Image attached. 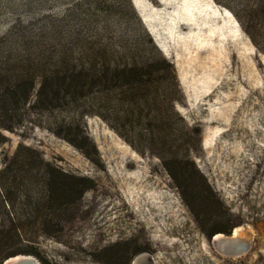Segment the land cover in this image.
Here are the masks:
<instances>
[{
  "label": "rangeland",
  "instance_id": "374dc122",
  "mask_svg": "<svg viewBox=\"0 0 264 264\" xmlns=\"http://www.w3.org/2000/svg\"><path fill=\"white\" fill-rule=\"evenodd\" d=\"M130 6L173 66L174 109L196 134L188 159L221 213L209 217L204 200L196 215L159 158L94 114L92 97L42 106L36 78L23 122L2 132L0 169L23 143L90 187L60 235H40L32 256L40 264H133L140 255L136 264H264V0H0V35L34 31L49 15L85 40L90 25L107 24L102 40L118 43L133 28ZM216 221L231 225L225 239L208 235ZM227 237L233 252L221 247Z\"/></svg>",
  "mask_w": 264,
  "mask_h": 264
},
{
  "label": "trees",
  "instance_id": "16d2710c",
  "mask_svg": "<svg viewBox=\"0 0 264 264\" xmlns=\"http://www.w3.org/2000/svg\"><path fill=\"white\" fill-rule=\"evenodd\" d=\"M130 11L134 19L130 37L118 43L102 40L107 24L90 25L91 40H85L78 28L49 15L34 31L0 35V143L5 140L3 130L12 131L23 122L39 78L36 101L42 106L58 107L92 97L94 114L139 153L159 158L184 189L196 215L194 203L201 208L205 200L203 211L219 217L220 202L188 159L196 134L174 109L178 98L169 91L170 85H176L173 66L131 6ZM88 187L84 178L58 170L37 149L18 143L0 169V211L18 208L21 212L0 216L1 262L17 254L38 256L36 239L40 235L57 238ZM230 231L228 222L219 226L216 221L208 235Z\"/></svg>",
  "mask_w": 264,
  "mask_h": 264
},
{
  "label": "water",
  "instance_id": "95a60500",
  "mask_svg": "<svg viewBox=\"0 0 264 264\" xmlns=\"http://www.w3.org/2000/svg\"><path fill=\"white\" fill-rule=\"evenodd\" d=\"M232 238L227 237V240L221 241V247L228 251V252H233V249L230 248V243ZM0 264H40L38 260L32 256V255H14L10 256L6 259H4Z\"/></svg>",
  "mask_w": 264,
  "mask_h": 264
},
{
  "label": "bare ground",
  "instance_id": "6f19581e",
  "mask_svg": "<svg viewBox=\"0 0 264 264\" xmlns=\"http://www.w3.org/2000/svg\"><path fill=\"white\" fill-rule=\"evenodd\" d=\"M237 232H238V229H236V228H234V231L232 232V234L233 235H235V234H237ZM225 239L226 237L224 236V235H222V234H220V233H216L215 235H214V241H218V240H220V239ZM214 243V242H213ZM18 255V254H17ZM19 255H29V254H19ZM145 258V256L144 255H140L137 259H136V262H134L133 264H136V263H138L139 261H141L142 259H144ZM151 260V259H150ZM144 261H146L147 262V260H144ZM144 263V262H143ZM148 264V263H147Z\"/></svg>",
  "mask_w": 264,
  "mask_h": 264
},
{
  "label": "flooded vegetation",
  "instance_id": "af4514ba",
  "mask_svg": "<svg viewBox=\"0 0 264 264\" xmlns=\"http://www.w3.org/2000/svg\"><path fill=\"white\" fill-rule=\"evenodd\" d=\"M210 232H211V231H209V233H210ZM216 233H220V232L212 233V234H211V237L214 236Z\"/></svg>",
  "mask_w": 264,
  "mask_h": 264
}]
</instances>
